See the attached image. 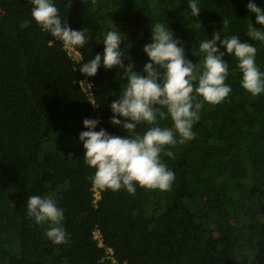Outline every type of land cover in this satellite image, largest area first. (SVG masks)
<instances>
[{
	"label": "trees",
	"instance_id": "trees-1",
	"mask_svg": "<svg viewBox=\"0 0 264 264\" xmlns=\"http://www.w3.org/2000/svg\"><path fill=\"white\" fill-rule=\"evenodd\" d=\"M248 2L198 0L200 13L191 16L189 0H53L62 26L87 28L91 36L73 58L35 22L31 1L0 0V264H107V247L118 264H264V93L254 97L241 86L234 55L222 57L228 97L204 102L195 138L168 146L174 158L161 154L175 174L169 190L136 185L130 195L97 188L95 199V169L85 163L79 140L88 130L85 118L99 121L95 131L129 135L110 123L111 103L126 79L122 68L103 66L108 31L120 32L124 64L141 75L155 23L165 24L198 66L203 40L214 32L221 39L236 35L257 48L255 63L264 73V42L246 35L250 22L261 30L264 25ZM252 2L264 9V0ZM97 54V74H82L79 65ZM157 121L172 127L170 117ZM149 127L140 123L136 132ZM50 194L63 209L67 243L54 244L46 236L50 223L37 224L27 214L28 197Z\"/></svg>",
	"mask_w": 264,
	"mask_h": 264
},
{
	"label": "clouds",
	"instance_id": "clouds-1",
	"mask_svg": "<svg viewBox=\"0 0 264 264\" xmlns=\"http://www.w3.org/2000/svg\"><path fill=\"white\" fill-rule=\"evenodd\" d=\"M34 7L31 16L35 22L60 40L66 49L83 47L91 39L86 35L88 29L73 30L62 19L53 0H31ZM198 0H189L191 16H198ZM247 9L255 14L256 23L264 25V9L249 0ZM226 27L228 19H223ZM152 42L146 44L143 51L149 57L141 75L134 65L124 64V52L120 45L122 36L115 30L108 31L103 38V66L106 69H123L122 78L126 85L121 89L118 99L111 103L113 116L110 123L121 126L128 132L126 138L109 134L101 128L95 131L96 119L85 118L83 125L87 131L79 134L83 144L85 163L95 169L92 183L101 190L119 191L126 189L135 195L136 185L146 189L167 191L175 180V174L161 160V154L174 158L168 146L175 147L195 138L192 131L199 120L203 103L219 104L231 92L225 83L228 76V63L222 57L227 53L238 60L242 73L241 86L258 96L264 93V73L255 63L257 48L253 44L232 35L223 36L214 32L212 38L199 44L205 54L202 66L193 64L184 56L180 41L163 23L151 25ZM248 37L264 42V30L248 24ZM217 41L226 51H220ZM101 55L79 65V71L86 76H95L101 66ZM195 93V95H194ZM202 97L203 102L196 97ZM166 110V111H165ZM123 117L121 120L117 117ZM171 118L172 127L158 126L157 118ZM151 125L143 134L136 132L137 125ZM179 137V138H177ZM27 214L37 224L50 223L46 236L54 244L67 243L69 236L62 227L63 209L57 207L54 194L45 197L32 195L26 201Z\"/></svg>",
	"mask_w": 264,
	"mask_h": 264
},
{
	"label": "built area",
	"instance_id": "built-area-1",
	"mask_svg": "<svg viewBox=\"0 0 264 264\" xmlns=\"http://www.w3.org/2000/svg\"><path fill=\"white\" fill-rule=\"evenodd\" d=\"M28 1H31V0H28ZM32 6H34V5L32 4ZM54 39H56V38H54ZM66 50H67V53L70 56H72L73 58H76V57L80 58L79 52L75 48H69V49H66ZM79 83L82 86V88H85L84 84L81 81ZM87 91H89V90H87ZM93 190H94L95 199H97L99 197V192L97 190V187H95L94 185H93ZM93 238L96 239L97 245H99V246L103 245L101 234H100V232L98 230H95L93 232ZM105 257L107 259H110V261L107 264H118L116 259L112 255V249L110 247H107Z\"/></svg>",
	"mask_w": 264,
	"mask_h": 264
},
{
	"label": "rangeland",
	"instance_id": "rangeland-1",
	"mask_svg": "<svg viewBox=\"0 0 264 264\" xmlns=\"http://www.w3.org/2000/svg\"><path fill=\"white\" fill-rule=\"evenodd\" d=\"M134 30H135V29H133V30L130 29V30L127 31V33H128V34H131V33H133Z\"/></svg>",
	"mask_w": 264,
	"mask_h": 264
}]
</instances>
